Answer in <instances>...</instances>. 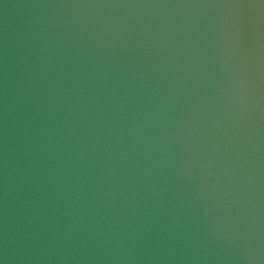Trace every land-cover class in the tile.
I'll list each match as a JSON object with an SVG mask.
<instances>
[{
  "label": "water",
  "instance_id": "obj_1",
  "mask_svg": "<svg viewBox=\"0 0 264 264\" xmlns=\"http://www.w3.org/2000/svg\"><path fill=\"white\" fill-rule=\"evenodd\" d=\"M0 264H264V0H0Z\"/></svg>",
  "mask_w": 264,
  "mask_h": 264
}]
</instances>
